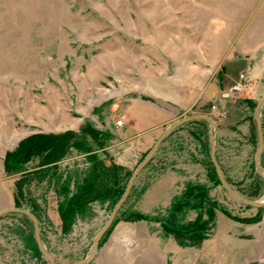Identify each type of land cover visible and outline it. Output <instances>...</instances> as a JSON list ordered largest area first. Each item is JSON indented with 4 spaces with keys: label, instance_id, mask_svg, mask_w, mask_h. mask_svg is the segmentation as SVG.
<instances>
[{
    "label": "rangeland",
    "instance_id": "obj_1",
    "mask_svg": "<svg viewBox=\"0 0 264 264\" xmlns=\"http://www.w3.org/2000/svg\"><path fill=\"white\" fill-rule=\"evenodd\" d=\"M263 99L264 0H0V209L33 212L52 264H80L159 137L207 115L162 139L86 264H264V205L211 163L264 201ZM64 133L84 147L6 167L24 139ZM190 186L208 199L181 224L215 209L207 237L185 246L162 220ZM0 264H50L29 216H0Z\"/></svg>",
    "mask_w": 264,
    "mask_h": 264
},
{
    "label": "trees",
    "instance_id": "obj_2",
    "mask_svg": "<svg viewBox=\"0 0 264 264\" xmlns=\"http://www.w3.org/2000/svg\"><path fill=\"white\" fill-rule=\"evenodd\" d=\"M256 125L258 128V122L256 121ZM87 131V130H86ZM88 133L95 139L98 138V133L94 132L91 129H88ZM69 145H77L78 147H84L83 142L77 141L74 139V141L70 142V137L68 138V133L64 134H36L33 136H30L26 139H24L18 146V148L13 151L9 152L6 156V167L11 170H18L22 167V165H25L28 163L32 157L35 156H45L46 158L43 159V163H49L52 162V160L57 159V155L59 152L63 151L65 147ZM52 157H55L52 159ZM212 167L217 173L218 182L221 183V179L219 177V173L217 170L216 165L214 164L213 160L211 161ZM263 167V163L261 164ZM256 166V163H255ZM89 189V187H86ZM85 189L81 191L83 195L85 194ZM126 189H124L117 200L116 203L120 201L122 196L124 195ZM196 191V192H194ZM198 199L199 201L193 202L194 204L190 203L193 200ZM208 199L206 194V189L203 187H188L187 191L184 192L183 197L177 198L171 207L169 208V215L162 220V226L164 228V232L167 234L173 235V237L176 239V241L180 245H194L199 244L207 237V233L209 230V223L214 218V207L211 206L207 209V215L208 218L205 220H202V217L199 215L198 218L190 223H187L186 225H183L179 221V215L181 214L182 210L185 207H200L206 200ZM79 203H85L84 199H79L78 201H72L70 205H79ZM202 207V206H201ZM262 207V206H260ZM33 213V212H32ZM34 214V213H33ZM35 215V214H34ZM36 216V215H35ZM146 218L143 215H137L134 220L143 219ZM39 248V247H38ZM40 250V249H39Z\"/></svg>",
    "mask_w": 264,
    "mask_h": 264
},
{
    "label": "water",
    "instance_id": "obj_3",
    "mask_svg": "<svg viewBox=\"0 0 264 264\" xmlns=\"http://www.w3.org/2000/svg\"><path fill=\"white\" fill-rule=\"evenodd\" d=\"M264 101V99L262 100ZM261 103L258 105L257 109L260 107ZM199 118H205V119H208L210 120V122L213 124L214 123V120L210 117V116H207V115H195V116H191V117H188V118H184V119H181L177 122H175L174 124H172L171 126H169L165 132L159 137V139L157 140L155 146L153 147V149L149 152V154L145 157V159L139 164L138 168L134 171L130 181H129V184L127 186V189L124 193V195L122 196V198L120 199V201L117 203L116 207L114 208L113 210V213L108 221V223L106 224V226L103 228V230L99 233V235L97 236V239L95 241V244H94V248H93V253L92 255L87 258L86 260L82 261L80 264H86L90 259L91 257H93V255L96 253L97 251V248H98V244H99V241H100V238L101 236L103 235V233L110 227L117 211L119 210V208L121 207V205L124 203V201L126 200L129 192H130V189L132 187V184L134 182V179L135 177L137 176L138 172L143 168V166L152 158L153 154L155 153L156 149L158 148L160 142L162 141V139L168 134L170 133L172 130H174L175 128L179 127L180 125H182L184 122L186 121H189V120H192V119H199ZM258 122V133H259V148L257 150V153H256V166L261 169L262 171H264V167L260 164V162L258 161V157L259 155L261 154L262 152V143H263V138H262V126H261V123L260 121H257ZM212 159H213V162L214 164L216 165L217 167V170H218V173H219V176H220V179L222 181V184L232 193L234 194L235 196H237L240 200H242L243 202H245L246 204H249V205H252V206H255V207H260V206H263L264 205V201L262 202H256V201H252L248 198H245L243 197L242 195L238 194L235 190H233L232 188H230L227 183L225 182V180L223 179L222 177V173H221V169H220V166L219 164L216 162V160L214 159V153L212 152ZM9 212H19V213H22V214H25L27 216H29L30 218L33 219L34 221V224H35V228H36V240H37V244H38V247L39 249L41 250V252L47 256L49 259H50V264H52V260H51V255L49 254V252L44 248L43 246V243L41 241V238H40V234H39V228H38V220H37V217L32 213L30 212L29 210L25 209V208H21V207H10V208H5L3 210L0 211V216L4 215V214H7Z\"/></svg>",
    "mask_w": 264,
    "mask_h": 264
},
{
    "label": "crops",
    "instance_id": "obj_4",
    "mask_svg": "<svg viewBox=\"0 0 264 264\" xmlns=\"http://www.w3.org/2000/svg\"><path fill=\"white\" fill-rule=\"evenodd\" d=\"M137 105H140V104L137 103L135 109L138 108ZM136 111H137V110H136ZM136 111H135V112H136ZM155 112H157V111H155ZM144 114H146V113L144 112ZM163 115L165 116V114H162V113L158 112V114H157L158 117H155L154 119L152 118V121H151V119H150L149 122H148V123H151V124H150V127H151V128H156V127L159 125V123H161V122L158 123L159 118L162 119ZM141 117H142V115H138V116L135 115L134 123H135V127H136V129L138 128V126L140 125L141 121L143 120V118H141ZM157 118H158V119H157ZM165 120H167V116L164 118V121H165ZM164 121H163V122H164ZM163 122H162V123H163ZM148 123H147V124H148ZM138 130H139V132H141L140 129H138ZM142 132H143V131H142ZM3 209H5V208H3ZM3 209H0V211L3 210ZM108 249H109V254H108V256L113 258V256H112L111 253H110V252H111V251H110V250H111V246H109ZM107 253H108V252H107ZM119 255H120V254H119ZM105 257H106V255H105Z\"/></svg>",
    "mask_w": 264,
    "mask_h": 264
},
{
    "label": "built area",
    "instance_id": "obj_5",
    "mask_svg": "<svg viewBox=\"0 0 264 264\" xmlns=\"http://www.w3.org/2000/svg\"><path fill=\"white\" fill-rule=\"evenodd\" d=\"M241 88H242V86H240V85H238V86L235 87L236 90H240ZM118 123H119V124H122V121L119 120Z\"/></svg>",
    "mask_w": 264,
    "mask_h": 264
}]
</instances>
